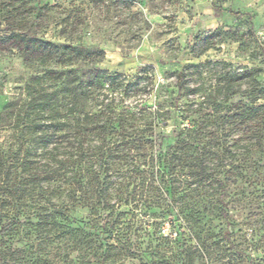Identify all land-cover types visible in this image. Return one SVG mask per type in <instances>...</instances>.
<instances>
[{"label":"trees","instance_id":"16d2710c","mask_svg":"<svg viewBox=\"0 0 264 264\" xmlns=\"http://www.w3.org/2000/svg\"><path fill=\"white\" fill-rule=\"evenodd\" d=\"M17 1L0 52L16 50L40 71L24 98L0 112V264H124L168 254L180 264L210 262L211 232L191 222H236L264 204V86L255 73H216L206 84L205 66L218 63L188 64L175 91L151 102L152 69L128 80L96 68L102 50L38 37L37 25L18 20L25 10ZM235 96L248 103L229 104ZM170 123L173 143L162 150ZM77 207L89 215L72 226ZM147 222H169V233H147ZM243 257L230 254L226 264Z\"/></svg>","mask_w":264,"mask_h":264},{"label":"rangeland","instance_id":"374dc122","mask_svg":"<svg viewBox=\"0 0 264 264\" xmlns=\"http://www.w3.org/2000/svg\"><path fill=\"white\" fill-rule=\"evenodd\" d=\"M23 2L25 11L19 10L18 20L23 19L26 28L37 25L38 37L54 44L62 43L65 37L85 49L102 50L104 59L96 68L128 80L140 68L152 69L155 90L151 102L154 95L167 96L175 91V75L188 64L218 63L205 66L206 73L199 81L206 84L216 73L247 70L254 72L264 86V0ZM21 4L17 0H0L1 37L8 35L4 18L16 15L15 9ZM61 30H65L63 35ZM39 71L34 65H27L16 50L0 52V112L9 102L24 98V85ZM240 100L248 103L247 96H235L229 104ZM172 129L171 123L162 128V150L173 143ZM2 136L0 132V143ZM249 214L258 215L259 222H244ZM88 215L86 209L77 207L68 213V220L72 226H81ZM239 216L236 222H191L202 231L209 230L207 237L213 244L210 262L194 256L192 264H226L230 254L239 253L244 257L237 264H250V260L264 264V204L251 206ZM147 223L151 224L147 233H152L155 226L161 233H169V222ZM183 258L184 255L180 259ZM176 260L171 254L162 260L144 255L124 264H180Z\"/></svg>","mask_w":264,"mask_h":264}]
</instances>
